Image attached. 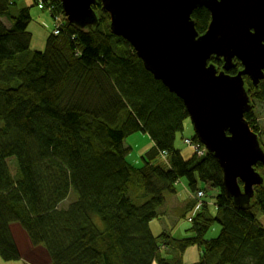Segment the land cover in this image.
I'll use <instances>...</instances> for the list:
<instances>
[{
	"label": "trees",
	"instance_id": "1",
	"mask_svg": "<svg viewBox=\"0 0 264 264\" xmlns=\"http://www.w3.org/2000/svg\"><path fill=\"white\" fill-rule=\"evenodd\" d=\"M41 3L54 8L52 20L64 14L60 0H0V258L23 259L11 230L18 223L51 264H264V163L255 166L263 181L253 196L235 200L213 153L177 147L189 118L183 100L131 45L104 53L123 38L101 1L93 6L95 25L65 17L75 41L52 28L45 49L31 51V8ZM192 20L203 34L211 13L200 6ZM212 62L223 66L220 58ZM241 69L234 59L229 73ZM244 80L252 104L245 118L259 135L254 106L264 102V79L258 86ZM143 138L151 145L139 150ZM186 139L202 144L195 132ZM181 190L191 212L176 221L159 208ZM216 223L220 233L207 238Z\"/></svg>",
	"mask_w": 264,
	"mask_h": 264
},
{
	"label": "water",
	"instance_id": "2",
	"mask_svg": "<svg viewBox=\"0 0 264 264\" xmlns=\"http://www.w3.org/2000/svg\"><path fill=\"white\" fill-rule=\"evenodd\" d=\"M66 19L80 27L98 22V0H60ZM110 28L127 40L148 71L180 97L206 150L223 172L226 192L243 201L253 196L264 163L259 135L245 113L252 108L244 76L255 86L264 79V0H100ZM211 13L199 34L192 13ZM220 58L221 69L212 62ZM234 59L242 64L229 70ZM240 181L243 183L241 187Z\"/></svg>",
	"mask_w": 264,
	"mask_h": 264
},
{
	"label": "rangeland",
	"instance_id": "3",
	"mask_svg": "<svg viewBox=\"0 0 264 264\" xmlns=\"http://www.w3.org/2000/svg\"><path fill=\"white\" fill-rule=\"evenodd\" d=\"M18 2V5H22L24 2L26 5L30 6L33 4V0H16ZM40 8V6H34L31 8V15H32V20L31 23L29 24L28 30L32 34V40H31V46L30 50L31 51H43L45 49L46 41L47 38L50 34V30L53 28V20L50 15L49 7L48 8ZM124 46V48L130 49V44L127 40L123 39V41L116 42L113 46L106 47L104 49V53L107 54L111 52L112 50H117L119 47L121 48ZM121 52V51H120ZM85 61L89 65L97 64V65H103L104 61L102 58H96L94 60L85 58ZM257 102V101H256ZM254 111L257 117H254V121H256V124H260V130H259V135L263 138L264 142V102H257L254 106ZM1 126V124H0ZM195 132L194 125L191 121V118H188L185 123V129L182 134H178L177 136V147L186 148L185 144V138L193 136ZM144 136V135H142ZM150 145L149 141L146 140L145 143L139 147V149H146ZM134 156V155H133ZM132 157V155H131ZM209 188V186H208ZM181 194L179 196H174L173 194H167L168 196L166 203H164L159 210L165 209L168 207L169 211L173 214V217L175 218L176 221H182V217H187V213H190L191 211L188 209L187 204L191 200L188 195L181 190ZM207 194V193H206ZM213 194V193H211ZM73 199V196H70L69 199L66 201L64 205H66L70 200ZM210 204H213V199H210ZM213 208V206H212ZM188 211V212H186ZM184 215V216H182ZM157 220H155L152 224L153 231L155 233H160L161 230L158 229L157 225ZM164 224V222H161V226ZM189 223L186 222L183 225V228H188ZM12 228V233L14 235L16 244L19 248V251L23 257L22 260L16 261V262H7L0 258V264H51L49 257L47 255V252L45 251L44 248L40 246H35L31 243L28 235L24 230H22L19 226H11ZM221 225L216 223L211 227L209 230L208 235L206 236L207 238H214L216 237L220 231H221ZM182 228H179L176 230V234L178 236L183 237L186 235L185 232H182ZM182 234H181V232ZM183 235V236H182ZM191 258L189 259H194L196 256V248H191L189 250Z\"/></svg>",
	"mask_w": 264,
	"mask_h": 264
},
{
	"label": "built area",
	"instance_id": "4",
	"mask_svg": "<svg viewBox=\"0 0 264 264\" xmlns=\"http://www.w3.org/2000/svg\"><path fill=\"white\" fill-rule=\"evenodd\" d=\"M40 6V8H43L44 5L38 4ZM43 6V7H42ZM49 11L51 14L54 13V8L51 6L49 7ZM53 17V15H52ZM65 19V14L60 13V14H56L53 17V22H54V29H53V33L55 34H60V33H66L69 35L70 39L75 41L76 37L74 34L72 33H67L64 26H63V21ZM187 146L191 147L196 153H198L199 155H203L207 152L205 146L201 143H194L193 140L191 139H186V143ZM206 195L205 191H199L198 196L203 198Z\"/></svg>",
	"mask_w": 264,
	"mask_h": 264
},
{
	"label": "crops",
	"instance_id": "5",
	"mask_svg": "<svg viewBox=\"0 0 264 264\" xmlns=\"http://www.w3.org/2000/svg\"><path fill=\"white\" fill-rule=\"evenodd\" d=\"M146 140H148V141H149V139H148V138H146V139H144V138H143V139H141V140L139 141V144H138V146H139V147H141V146H142V145L145 143V141H146ZM149 143H150V141H149ZM150 145H151V143H150ZM150 145H149V146H150ZM138 146L136 147L137 149H139V148H138ZM141 148H142V147H141ZM147 148H148V147H147ZM147 148H146V149H147ZM139 150H140V149H139ZM142 150H145V149H142ZM210 194H211V193H210ZM213 194H214V193H213Z\"/></svg>",
	"mask_w": 264,
	"mask_h": 264
},
{
	"label": "bare ground",
	"instance_id": "6",
	"mask_svg": "<svg viewBox=\"0 0 264 264\" xmlns=\"http://www.w3.org/2000/svg\"><path fill=\"white\" fill-rule=\"evenodd\" d=\"M15 224V226H19V224L18 223H14ZM11 226H13V224L11 225ZM20 227V226H19ZM11 230H12V228H11ZM13 232V231H12Z\"/></svg>",
	"mask_w": 264,
	"mask_h": 264
}]
</instances>
